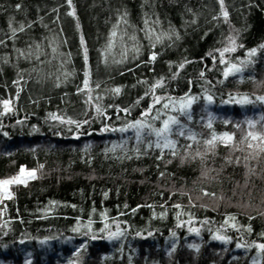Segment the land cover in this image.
Masks as SVG:
<instances>
[{
  "label": "trees",
  "instance_id": "obj_1",
  "mask_svg": "<svg viewBox=\"0 0 264 264\" xmlns=\"http://www.w3.org/2000/svg\"><path fill=\"white\" fill-rule=\"evenodd\" d=\"M223 10L227 19L220 0H0V100L13 108L0 105V179L37 170L0 201V264H264V152L245 140L264 132V0ZM229 37L226 62L257 51L226 78ZM85 72L91 91H80ZM186 96L191 120L176 110ZM244 96L253 103L234 102ZM169 116L182 126L168 135L174 149L127 128ZM213 133L233 142L210 150Z\"/></svg>",
  "mask_w": 264,
  "mask_h": 264
},
{
  "label": "snow or ice",
  "instance_id": "obj_2",
  "mask_svg": "<svg viewBox=\"0 0 264 264\" xmlns=\"http://www.w3.org/2000/svg\"><path fill=\"white\" fill-rule=\"evenodd\" d=\"M67 3L69 6L72 5V0H67ZM223 3L224 0H220V4H221V8H222V15L224 16L225 19H227L228 17V12L226 10H223ZM17 7H19V5H17ZM69 15L75 16V9L73 8V10L68 13ZM148 21H145V24L147 25ZM20 30H23V26H21ZM13 35L16 32V29H13ZM112 37H116L117 33L114 30L112 32ZM132 39L134 40L135 37H132ZM157 40L160 39L159 36L156 37ZM0 43H3V41H0ZM81 43L83 44V37H81ZM113 45V41L110 40L109 41V47H112ZM261 48H264V45H261ZM138 50V49H137ZM236 50V41L234 37H229V46H226L225 48H223V50H220V62L222 64H226V67L224 69L223 75L227 78L230 75H235L237 73H241L244 70V67L247 66V64L250 62V58L252 56H254L256 54V49H251L248 52V57L249 60L248 61H241L240 63H231V62H226L224 59L225 53H230V52H234ZM85 53H86V49H85ZM85 59H87L86 55H85ZM151 60H155L156 59V53H152ZM181 68L184 67L183 64L180 65ZM201 76H203V73H201ZM89 73L85 72V80H84V87L82 89H80V91H84V90H88L91 91V89L89 88ZM162 86V80L161 81H157L154 85H152V90H154L156 87H160ZM97 87H99V85L97 84ZM113 91L116 94H119L121 89L119 87L113 89ZM91 96H89V100H91ZM161 97H155L154 100V104L155 103H160L161 102ZM196 99V97H191V96H186L184 98H181L180 102H179V107L176 109L180 114L184 115L187 117V119L191 120V114L189 113L188 109H190L192 103L194 102V100ZM207 101L209 103L212 102V97L211 96H207L206 97ZM257 100L264 102V96H257L256 97ZM236 103H240V104H248V103H253L252 100H250L247 96L242 97L239 101H234ZM0 105H2L3 107V114L9 113L11 111H13L12 108V101L8 100V99H4V100H0ZM169 104L165 103L163 105V107L165 109L169 108ZM173 107H175V102H173ZM123 111H129L128 109H122ZM151 109H149L148 111H146L145 113H143L144 116L149 115ZM96 111L97 113H101L102 114V109L100 108L99 105H96ZM50 118L52 120H57L61 123H67V124H74L76 126L77 129H79L81 127V124L75 120H72L71 118H69L68 120H64V118L62 116H58L55 113H50ZM153 119H159V115H157L156 117H153ZM20 121H18L19 123ZM88 121H84V123H87ZM228 121H225V123H227ZM250 126H253V122L249 121L248 122ZM181 126L180 125V120L178 119L177 116H169L167 119H165L163 121V126L160 128H153L151 124H146L145 121L143 120H136L132 123H129L127 125V128H134L137 130V138L139 139L140 137V132L141 130H143L144 128H149L152 132H154L156 134L157 137H160L164 140L163 145H161L160 143H157L156 147L158 148H175V141L169 140L168 139V135L173 131V126ZM211 122L209 121L208 127L211 128ZM182 127V126H181ZM127 128H121L120 131H126ZM5 135H7V133H5ZM179 135H184V132L181 130L179 132ZM190 139H195V136H191L189 137ZM245 140L248 141L247 143V147L252 149H258L260 152H264V132H253V131H249L245 137ZM217 141L224 143L225 145L231 144L233 142V135L229 134V133H223L220 136H217L215 133L212 134L211 139H208L205 141V144L209 146V149H213L216 146ZM256 142V143H253ZM175 151H173V155H175ZM197 155H199V153H197ZM41 168L43 167V165L40 166ZM36 169H32V170H27L24 167H21L19 170V174L12 176L10 178H6V179H0V196H3L4 198L7 199H11L12 198V193L10 191V186L14 185V184H26L27 181L29 179H35L36 178ZM207 194V193H206ZM176 207H179V205H177ZM107 227V225H106ZM233 227H235V225H233ZM73 231H79L78 228L73 229ZM103 231V230H101ZM190 231H194L197 232L198 234V229H190ZM249 231H251V229L249 228ZM123 233L119 230V228L117 229L116 232H111L109 233V239H114V238H118L120 235H122ZM85 235H87V233H85ZM139 235V233H138ZM173 235H175V233H173ZM92 239H96V236H92ZM216 239H220V240H228L229 238L224 237V236H216ZM23 242V241H22ZM48 242V238H45L44 240L40 241L41 244H46ZM191 247L194 248H198L197 245H191ZM237 247H243V245H237ZM256 247H258L261 251H264V243H260L258 245H256ZM70 264H75V262H70Z\"/></svg>",
  "mask_w": 264,
  "mask_h": 264
},
{
  "label": "rangeland",
  "instance_id": "obj_3",
  "mask_svg": "<svg viewBox=\"0 0 264 264\" xmlns=\"http://www.w3.org/2000/svg\"><path fill=\"white\" fill-rule=\"evenodd\" d=\"M3 198H4L3 196H0V201H1Z\"/></svg>",
  "mask_w": 264,
  "mask_h": 264
}]
</instances>
